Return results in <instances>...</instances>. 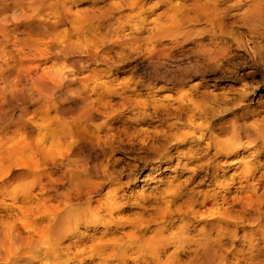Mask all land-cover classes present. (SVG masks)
<instances>
[{
	"label": "rangeland",
	"instance_id": "1",
	"mask_svg": "<svg viewBox=\"0 0 264 264\" xmlns=\"http://www.w3.org/2000/svg\"><path fill=\"white\" fill-rule=\"evenodd\" d=\"M140 3L137 17L171 29L166 82L148 78L159 62L140 54L89 65L86 90L114 91L85 120L78 175L55 177L75 234L57 245L41 217L36 250L17 264H264V11L251 13L264 0ZM80 124L47 129L64 143Z\"/></svg>",
	"mask_w": 264,
	"mask_h": 264
},
{
	"label": "bare ground",
	"instance_id": "2",
	"mask_svg": "<svg viewBox=\"0 0 264 264\" xmlns=\"http://www.w3.org/2000/svg\"><path fill=\"white\" fill-rule=\"evenodd\" d=\"M136 8H143L140 0H0V264H17L25 249L36 250L44 233L41 217L57 245L68 247L75 234L71 204H56L55 177L78 175V157L86 136L92 137L85 120L110 109L106 95L114 91L101 83L86 90L94 72L89 65L108 68L111 51L140 54L159 62L148 78L166 82L164 39L171 29L148 11L137 17ZM78 69L88 74L77 78ZM69 117L80 128L62 143L47 125ZM94 139L99 141L98 132ZM31 187L36 192L26 191ZM63 221L64 236L58 229Z\"/></svg>",
	"mask_w": 264,
	"mask_h": 264
}]
</instances>
